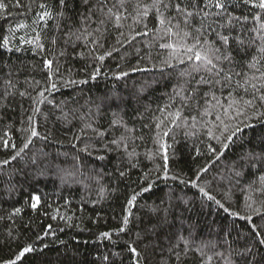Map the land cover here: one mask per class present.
<instances>
[{"label": "trees", "instance_id": "1", "mask_svg": "<svg viewBox=\"0 0 264 264\" xmlns=\"http://www.w3.org/2000/svg\"><path fill=\"white\" fill-rule=\"evenodd\" d=\"M0 2V45L10 40L0 47V161H10L0 164V264L28 245L34 251L15 264H134L127 245L161 222L151 243L134 245L141 264H264V103H242L251 88H237L238 77L211 92L197 85L207 73L171 58L183 50L161 45L176 38L151 10L139 20L137 0H126L119 21L107 14L117 0L103 10L100 0ZM44 11L52 15L40 20ZM149 172L153 187L141 192ZM133 191L131 222L119 232Z\"/></svg>", "mask_w": 264, "mask_h": 264}, {"label": "snow or ice", "instance_id": "2", "mask_svg": "<svg viewBox=\"0 0 264 264\" xmlns=\"http://www.w3.org/2000/svg\"><path fill=\"white\" fill-rule=\"evenodd\" d=\"M84 2L86 4L88 0H84ZM117 3L119 7H117V4H113L111 8L107 9V14L119 21L123 16V13L119 9L123 8L127 11L125 8L126 0H117ZM60 4L67 7L65 0H60ZM237 4L246 10V14L242 13L239 16L234 14ZM15 6H19V0H16ZM6 7L4 3L0 2V9H5ZM40 7L45 8L46 5L41 4ZM104 7H106L105 0H100V10H103ZM114 9L116 10L114 11ZM150 10L153 11L155 19L158 20L159 24L164 26L165 35L171 34V36L176 38L167 44H162L161 47L172 49L174 53L177 49H182L183 59L176 55H173L171 58L177 60L180 64L190 62L193 65L192 72L200 73L203 70L207 73V77L204 75L200 76V79L196 81L197 85L207 86L211 92L217 86L221 88L231 87L234 78L238 77L236 87L244 88L245 91L251 88L254 94L253 99L243 100L242 103L248 106H252L254 100L264 103V0H152L151 5H143L140 3V0H137L135 12L139 20L147 17ZM51 15L50 11H44L39 14L40 20H44ZM60 15H63V12ZM249 24H251V27H249ZM18 26L23 27V25ZM241 33H247L248 35L242 36ZM69 34L71 35V33ZM209 36L214 38L208 39ZM39 39V34H37L35 39L24 40L23 42L34 44ZM77 39H79L78 36ZM9 43V37L5 36L0 47L6 48ZM38 46L42 47V45ZM253 49L255 50V54H252ZM108 55H111V53H108ZM99 59L101 61L104 60V56H100ZM52 63L51 60L45 61V67L50 69V77L52 75ZM165 63L168 64V61H165ZM169 66L171 65L169 64ZM236 68H240V71H236ZM132 71H141V69L133 68ZM98 73L99 69H97L93 78ZM121 75L126 76L127 73H121ZM8 83L10 84L11 81ZM51 87L53 89L56 88V84L53 83ZM198 91L199 89L196 87L192 89L193 94H197ZM213 98L215 97L213 96ZM238 103L236 100L233 101V104ZM237 115H244V112L238 110ZM258 115L264 117V113H258ZM224 130L228 131L227 124H224ZM241 131L242 129L237 126L226 137L227 141H232L233 137ZM30 133L32 137L39 135L34 127L30 129ZM164 135H167V133H164ZM113 143L118 142L113 141ZM4 147H9L7 140L4 141ZM11 147L14 148L15 145H11ZM27 147L28 144L26 143L24 148ZM167 147V145H162L164 151L162 157L164 161L163 169L165 173L168 167ZM222 147L227 148L228 143H223ZM210 151L214 153L216 150L210 148ZM19 155L20 152H17L16 156ZM16 156H12L10 159L14 160ZM9 162V160H3L0 161V164L7 165ZM121 175H124V173H121ZM150 177V172L145 173L141 177L142 183H147V187L141 188V192H147L153 187ZM201 191L203 192L204 190L201 189ZM139 195L140 192L133 191L132 195L127 199V208L125 209L127 214L123 216L122 226L118 229L119 232H125V229L129 226L131 222L130 217L133 216L132 208L135 206ZM208 198L213 199L211 196ZM32 199L34 201L32 207L36 208L39 197L33 196ZM16 211L19 212L20 210L17 209ZM153 211H156V209L154 208ZM161 224H153L151 227L137 232L136 240L127 245V252L130 254V258L134 260V264H141L142 259L137 246L134 245L140 241L149 240L150 236L156 234ZM49 228H51V225H49ZM101 235L107 238L110 236V233L104 232ZM256 236L259 237L260 233L257 232ZM37 239L40 238L38 237ZM149 243H151V240H149ZM258 244L264 245V238L258 239ZM145 248H147V245H145ZM32 251H34L32 245L24 247L15 260H20L26 253ZM239 255L241 257L252 255V247L245 248ZM104 259L108 260V257L105 256ZM15 260L6 261L4 264H15Z\"/></svg>", "mask_w": 264, "mask_h": 264}]
</instances>
